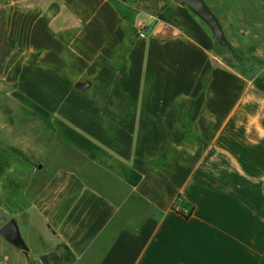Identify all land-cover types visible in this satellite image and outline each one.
I'll return each instance as SVG.
<instances>
[{
  "label": "crops",
  "instance_id": "obj_1",
  "mask_svg": "<svg viewBox=\"0 0 264 264\" xmlns=\"http://www.w3.org/2000/svg\"><path fill=\"white\" fill-rule=\"evenodd\" d=\"M23 10L0 76L43 130L0 143L1 226L27 247L0 237V264H264V75L172 0Z\"/></svg>",
  "mask_w": 264,
  "mask_h": 264
},
{
  "label": "rangeland",
  "instance_id": "obj_2",
  "mask_svg": "<svg viewBox=\"0 0 264 264\" xmlns=\"http://www.w3.org/2000/svg\"><path fill=\"white\" fill-rule=\"evenodd\" d=\"M48 0H0V20H22L23 7L45 5ZM217 17L231 50L218 45L217 57L225 66L249 75H264V0H204ZM25 9V8H24ZM3 39V38H2ZM1 36H0V45ZM17 92L0 76V143L32 142V132L41 130L33 114L14 100ZM24 135L26 138H21ZM29 137V138H28ZM31 144L27 156H32ZM2 218L0 216V227Z\"/></svg>",
  "mask_w": 264,
  "mask_h": 264
},
{
  "label": "water",
  "instance_id": "obj_3",
  "mask_svg": "<svg viewBox=\"0 0 264 264\" xmlns=\"http://www.w3.org/2000/svg\"><path fill=\"white\" fill-rule=\"evenodd\" d=\"M174 4L188 8L199 20H201L210 30L216 43L222 47L231 50V46L227 41L223 29L211 9L204 0H172ZM0 237L8 241L16 248L26 253L27 247L20 236L18 225L14 219H9L0 227Z\"/></svg>",
  "mask_w": 264,
  "mask_h": 264
},
{
  "label": "built area",
  "instance_id": "obj_4",
  "mask_svg": "<svg viewBox=\"0 0 264 264\" xmlns=\"http://www.w3.org/2000/svg\"><path fill=\"white\" fill-rule=\"evenodd\" d=\"M145 31H146L145 27H143V26L140 27L139 28V36L140 37H143L144 34H145ZM183 214H185V215H191V212L190 211H184Z\"/></svg>",
  "mask_w": 264,
  "mask_h": 264
},
{
  "label": "trees",
  "instance_id": "obj_5",
  "mask_svg": "<svg viewBox=\"0 0 264 264\" xmlns=\"http://www.w3.org/2000/svg\"><path fill=\"white\" fill-rule=\"evenodd\" d=\"M191 212V211H190ZM183 216L185 217V218H188L190 215H185V214H183Z\"/></svg>",
  "mask_w": 264,
  "mask_h": 264
}]
</instances>
